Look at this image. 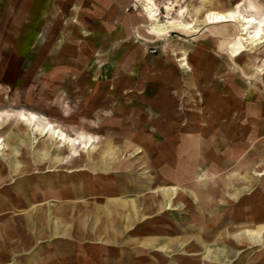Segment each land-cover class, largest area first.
<instances>
[{
	"label": "rangeland",
	"instance_id": "1",
	"mask_svg": "<svg viewBox=\"0 0 264 264\" xmlns=\"http://www.w3.org/2000/svg\"><path fill=\"white\" fill-rule=\"evenodd\" d=\"M11 1L0 0V31H4L0 32V112L10 114L7 123L0 126V138L10 146L14 144L25 164L35 163L37 170L32 166V172L37 174L31 181H37L38 175H46L43 173L49 159L44 155L34 158L32 152L43 146L40 142L48 139L37 136L34 145L26 139L23 146L19 141L9 140V128L16 120L14 110H21L10 107L14 101L21 103L23 99L32 105L35 101L38 104L35 114L64 125L73 137H78L81 132L95 137L93 147L86 150L81 147L82 150L77 151L82 153L81 157L64 149L68 159L61 161L55 169V180L65 179L66 184L56 182L53 188L59 195L55 198L61 199L62 203L80 191L75 188L72 192L70 186L81 184L83 170L89 171L88 161L102 155L107 147L105 143L109 142L108 147L112 149L118 143L124 149L133 142L138 144V138L151 136L152 143L147 144L153 150L150 161L164 173L162 177L169 182L168 185L175 184L171 176L176 174L190 178L192 175L188 172L202 177L198 181L195 178V181L182 183L183 188L190 189L193 183L198 186V182H204L205 178L210 181L202 187V210L194 213V220H190L191 215L187 212L165 211L144 223L154 222L158 227L157 235L165 241L174 235L169 227L172 230L179 228L175 220L178 217L182 224L178 236L196 234L205 241L211 239L210 229L218 227L221 231V223H224L231 228L226 251L232 255L229 261L225 258L218 264H264V241L248 244V234L244 232V239L238 241L237 233L242 227L264 225V44H250L249 36L240 32L242 23L214 25L205 21L207 13L212 10L229 12L240 5V12L249 17L252 3L264 12V0H152L160 9L158 18L161 24L193 22L196 26L190 33L175 30L172 37L166 39H158L149 33L148 13L137 5L136 0H65L62 4L59 0H20L14 7ZM23 4L30 7L18 16V9ZM167 7L171 8L169 17ZM58 70H62L61 73ZM103 74L106 78L102 77ZM112 85L117 88L113 95L110 93ZM146 92H150L151 103L140 99L139 95ZM4 93L6 97L1 96ZM156 102L164 108H158ZM173 125L177 127L172 134L178 145L171 159L167 154L154 151L170 142V133L165 134ZM202 134V158L194 155V150L190 154L182 152L183 139ZM60 146L53 145V148L60 151ZM1 150L0 173L4 169L6 177L3 181L0 177V191L4 186V190L7 189L9 184L12 190L18 179L10 182L12 175L6 166L15 165L14 154L11 155L7 146H2ZM143 156L144 153L125 152L115 163L128 166L139 162ZM242 168H246L245 172ZM149 171L148 175L156 178L155 168ZM115 172L123 175L124 171ZM96 178L86 176L83 180L93 184L97 182ZM112 178L113 175L101 176L100 184H110ZM126 182L130 183L124 178H116L117 184ZM61 185L68 186L67 191H63ZM208 191L210 197L206 196ZM236 191L240 192L237 200L230 199L226 205L224 194ZM102 193L109 196L107 191ZM13 195L10 191L9 196L12 198ZM94 195L85 193L84 197L91 201L96 198ZM131 196L135 197V194H125L124 199ZM63 207L60 208L67 210V206ZM220 210H223L222 219L210 223L207 219L210 212L215 214ZM169 213H173L174 218H170ZM1 216L2 213L0 226L6 221ZM188 243L186 241L175 253L145 249L141 259L134 255V249L122 244L113 249L108 258L110 264H124L122 257L127 260L126 264H145V260H152L151 257L157 254L159 257H153L152 264H175L173 258L177 257L186 259L181 264H190L187 258L195 252L188 251ZM207 244L217 254L223 251V246L213 240ZM56 249L65 250L62 239H44L28 255L16 254L14 261L0 264H30L33 260H40L43 264ZM95 249L86 251L87 264H106L95 258L101 257L102 253L107 256L108 252ZM67 250H71L70 246ZM199 250L197 255L204 252L201 246ZM59 257L53 256L50 260L59 259L63 263L72 256ZM21 259L23 263L15 262ZM78 259L80 257L74 258ZM196 264L201 263L196 261Z\"/></svg>",
	"mask_w": 264,
	"mask_h": 264
},
{
	"label": "crops",
	"instance_id": "2",
	"mask_svg": "<svg viewBox=\"0 0 264 264\" xmlns=\"http://www.w3.org/2000/svg\"><path fill=\"white\" fill-rule=\"evenodd\" d=\"M12 1L14 3V5L13 3L11 4L13 7L15 5H18L20 2V0L19 2L18 0H16V2L15 0ZM59 1L62 4V2L64 3L65 0H59ZM29 7L30 5L23 4V7L18 9V16L22 15L21 12L25 13V11L29 9ZM13 10L14 8L11 11L13 12ZM0 32H4V31L1 30ZM85 33H87V31H85ZM54 60L56 61L58 59H54ZM174 128L177 127L173 125L172 129ZM172 129L170 130V132H168V134L170 133L169 135L172 136V138L169 139L171 143L170 142L166 143L167 146L161 145L162 147L161 146L156 147V151H154L157 153L162 152L163 155L167 154V156H169L171 159L174 154V151L176 152L177 150L176 146L178 145L174 139V136L172 135V133L174 132V130L173 132H171ZM203 137L204 136L202 134L199 137H192L188 140L183 139L182 141L184 142L185 140L186 142H184L185 146L182 147V152L189 153L194 150L193 154L200 156V158H202L201 142ZM151 140H152L151 136L138 138L139 141L138 145L133 142L131 145H125L124 149L121 148L117 143V145L113 148L119 150V152H117L116 150L114 151L115 154H117L116 156H114L115 157L114 165L116 167L111 171L107 170L104 165H102L101 167L99 166L102 163V161L104 162V159L103 160L100 159L99 155H97L94 158L95 160H91V161L89 160L87 163L88 164L87 167L89 171L83 168L84 170L81 174V181H82L81 184H72L70 186L72 192L75 188H77L80 191L78 193H73L70 200L67 201L65 200L66 202L63 203L64 204L63 206H67V210L69 211L62 210L60 207L63 206L60 204H59L60 206H58V208L60 209L56 211V209L53 208V207H57L54 206L55 205L54 203L56 202L54 203L51 202L52 203L51 207H49V209L47 208L44 209L42 212H40L39 208L35 209L34 206L39 204V202H36V198H35L37 193L35 189L36 187L42 189L40 193L42 192L43 194H40V196L44 197L45 199L47 198L50 192L54 193V197L55 195L59 197L58 193H55L53 191V188H55L54 186L50 187L52 191L46 192L47 181L45 180H48V178L46 177V175L48 174L46 175L44 174L45 176L38 175L39 178H37V181L32 182L31 178L34 177L35 174H37V172L35 171L32 172V166H35L36 168L35 163L33 165L25 164V166H23V168L20 169V173L16 172L17 170L15 169V165L13 166L7 165L6 167L10 170V172L8 171L9 175L10 176L12 175L10 178V182L11 181L13 182L14 180H16V178L18 180L13 187L11 186L12 190H10V184H9L7 185V189L4 190L5 188L4 186L3 190L0 191V201H1L0 213H2L1 219L6 220L3 221L0 226V263L9 262L10 260L14 261L15 259L13 258L15 257L16 254L28 255V252L32 251L34 246L36 244H40L41 241L44 239L47 240L62 239L63 246H65V250L63 249L62 251H60L59 249H56L55 252L51 251L50 253L51 256L48 258V262L43 264H55V263L73 264V262H79V261H80L79 264H87L88 262L84 258V256L87 254L86 253L87 250H91V249L96 250L95 248H97L111 254L113 249H115L117 246L122 244L134 249L136 251L134 255H138L140 257L144 256L145 249L155 250L156 252H164L161 251L162 247H168L170 248V250L173 251V253H175L177 252L178 249H180L182 246L186 244V241L189 242L188 243L189 252L193 251V249H191L190 247L194 246V244H196V246H200L199 243L197 244V239H196L197 237H194L196 234L186 235L187 233H183V236L182 234L179 236L177 235L179 234V228L182 225L181 222L179 221L180 220L179 217L175 219L177 220L176 223L179 226V228L174 231L169 227V229L172 232H174V235H170L168 240L166 241L162 237H159L157 235L158 232H156V229L158 227L155 225L154 222L144 223L145 220H150L162 214L165 211L178 212V213L187 212L191 215L190 220L192 219L194 220V217L192 216L194 215V213H197L196 210L198 208L195 202L193 201L194 198L191 197L190 194L196 190L200 192V188H198V186L194 183L192 185V188L190 189L181 187L182 183H185L186 181L189 180L195 181V178H197V181L200 180L201 175L192 172L191 173L188 172V173L194 176L193 177L191 176L188 179L185 178L183 174H176L175 177L171 176V179L174 180L175 184L168 185L169 182H167L162 177L164 173L160 169H158L156 165L152 163V161H150V159L152 158L150 154L153 150H151L149 148V145L147 146V144L148 143L151 144L152 143ZM144 143L146 144V146L144 147L141 146V144ZM108 144L109 142L105 143V145H107L105 150H108L109 153L108 159H110L113 156V149L108 147L109 146ZM125 152H132L133 154L144 153V156L139 162H132L128 166L123 163L120 164L118 162L115 163L117 157L123 155V153ZM100 156L102 157V155ZM191 156L193 155L191 154ZM91 162L93 163L91 164ZM151 168H155L156 174L154 175H156V178H152L148 175L150 173L149 170ZM119 169L124 171L122 172L123 175H120L119 172H115L116 170L119 171ZM242 169H243L242 172L243 171L245 172L246 168H242ZM34 170H37V168ZM104 175L105 176L113 175L114 178L115 177L124 178L125 181H129L130 183L126 182L125 184L122 183L117 184L116 178L115 179L112 178L110 184H107L104 187L102 186V184H100V178L101 176ZM86 176L98 177L96 178L97 182L93 184L85 183V179L83 180V178H85ZM0 177L2 181L5 179L6 172L4 169H2V173H0ZM41 177H44L45 179L43 178L42 180ZM53 177L55 178V176H52V178ZM133 178L135 179V181L134 180L131 181ZM62 182L65 183V179ZM74 182L77 183L76 181ZM61 186L64 188L63 191H67L68 186H63V185ZM173 188L178 190V193L176 195H174L173 192L170 194V196L169 195L165 196L163 194L165 193L163 192V190L173 189ZM105 190L109 193L108 197L102 195L103 194L102 192H105ZM10 191L14 193L12 198L9 196ZM63 193L65 194L66 192ZM85 193L96 194L94 195V197L96 198L89 201V199H85L84 197ZM128 193L135 194V197L131 196L129 199H124L125 198L124 195ZM31 205L34 206L31 207ZM102 205L103 208H105L108 211L107 213H109L107 215V218L106 215L105 217H102L100 215V207ZM172 205L173 208L171 209L170 206ZM198 207H201V202L199 203ZM11 209H14V211ZM48 211L51 212L50 214L51 219L47 218L48 214L44 216L45 213H47ZM171 214L173 213H169L168 216H170ZM170 218H174V216L171 215ZM182 220L184 219L182 218ZM182 229L184 230V228ZM127 233H129L130 235L126 236L125 234ZM132 233L134 234V236H132L133 235ZM192 239H195L196 242L195 241L191 242ZM69 246L71 250H67ZM136 247L140 248V250H136L135 249ZM39 254L41 253H38V255ZM69 254H71L72 257L70 259H65L63 263H60L59 259H55V260L51 259V261L49 262L50 258H52L53 256H57V258L59 256L60 257L65 256V258H69L68 257ZM109 254H107L106 256L105 253H102L101 257H97L95 259L104 260L106 264H110L111 260L108 258ZM155 255L156 256L153 257H159L157 254ZM79 257L80 260L79 259L78 261L74 260V258H79ZM134 257L133 259H131L132 262L134 261ZM153 257H151L152 260H147V261L145 260L143 263L152 264L154 262ZM122 258L124 260L123 263L126 264L127 260L124 257ZM21 260H16L15 262L23 263V260L22 261ZM114 261L116 262V260ZM26 264H28V262ZM30 264H42V263L40 260H35V261L33 260V262L31 261Z\"/></svg>",
	"mask_w": 264,
	"mask_h": 264
},
{
	"label": "bare ground",
	"instance_id": "3",
	"mask_svg": "<svg viewBox=\"0 0 264 264\" xmlns=\"http://www.w3.org/2000/svg\"><path fill=\"white\" fill-rule=\"evenodd\" d=\"M16 2V0H15ZM19 2V0H18ZM137 3V5H141L144 10L148 13V19L151 22L150 26H149V33L153 36H155L158 39L161 38H168V37H172L171 34H173L172 32L177 30V31H181V32H192L194 31L195 27L193 25V22L190 23H182V22H169V26L163 25L160 23L159 20V15H160V9L158 8L157 4L152 1V0H136L135 1ZM13 1L10 3L12 4ZM18 4V3H17ZM14 5V3H13ZM227 6V5H226ZM242 5L236 7V9L234 11H229V12H217V11H210L207 13L206 17H205V21H208V24H214V25H220V24H226V23H242L243 24V28L240 32H242L245 36H249V40L250 44L253 45H258V44H264V12H262V10L260 11L259 8L252 3L250 5V10L249 12L251 13V15L249 17H245L243 16V14L240 12V8ZM170 12H171V8L167 7V17L170 16ZM64 15V14H63ZM169 19V18H168ZM170 20V19H169ZM59 21V20H58ZM233 25V24H232ZM58 30V29H56ZM55 30V33H57ZM60 31V30H58ZM201 31V30H200ZM68 33V32H67ZM194 33V32H193ZM253 35V36H252ZM77 37V36H76ZM75 37V38H76ZM240 37V36H239ZM67 39V38H66ZM60 40V39H59ZM73 40V39H71ZM78 42V41H77ZM236 42V41H235ZM4 45V44H3ZM228 46V45H227ZM2 47V46H0ZM75 47V46H74ZM10 50V49H9ZM80 50V49H79ZM231 51V50H230ZM241 51V49H240ZM178 52V51H177ZM238 53V52H237ZM236 53V55H237ZM181 54V53H180ZM239 54V53H238ZM24 59V58H23ZM40 60V59H39ZM40 62V61H39ZM43 62V61H42ZM41 62V63H42ZM184 62V61H183ZM181 63V62H179ZM41 65V64H40ZM19 66V65H18ZM186 66V65H185ZM181 67V66H180ZM32 69V67H31ZM33 70V69H32ZM60 71V70H58ZM62 71V70H61ZM60 71V72H61ZM76 72V71H75ZM30 73V72H29ZM80 75V74H79ZM115 76V74L113 75ZM72 77V76H71ZM103 78H106V76H104V74L102 75ZM173 78V77H171ZM198 78V77H197ZM59 79V78H57ZM113 79V78H112ZM115 80V79H114ZM122 82L124 81L123 79H121ZM170 81V80H169ZM120 82V83H122ZM124 83V82H123ZM83 84V83H82ZM116 84V83H115ZM125 84V83H124ZM145 84V83H144ZM110 85V84H109ZM104 86V85H103ZM113 86V85H112ZM122 87V85H121ZM130 87V86H128ZM25 89V88H24ZM129 89V88H128ZM102 90V89H101ZM177 90V89H176ZM25 91V90H24ZM117 91L116 86H113V90H111V95H113L115 92ZM150 92H146L144 93V95H139L140 99L148 101V102H152L153 99H151L150 97H148V94ZM1 96H5V93L2 94ZM165 97V95H162ZM20 97V96H19ZM167 98H169L168 95H166ZM165 97V98H166ZM43 98V97H42ZM1 99V98H0ZM113 99V97H112ZM165 100V99H164ZM173 102V100H171ZM21 103L14 101L12 103V105L10 107H13L15 109H21L19 111L14 110V115L16 117L15 122L10 126L9 128V140L14 142V141H19L21 146L26 145L28 140V143L30 144H35V138L37 136H40L41 138H47L48 141H43L41 143H39L40 145H43L41 148L35 150L32 152L34 155V158H36L39 155H44L45 157H47L49 159V163L47 164L46 168L44 169V173L43 174H48L46 175V177L48 178L47 181V191H52L50 187L54 186L55 183L53 182H61L63 183V185H65L66 183L62 182V180L58 181L57 179L55 180V178L53 179L52 176H55V169H57V166L59 165V163L61 161H65L68 159L67 155L65 154V148H67V150L69 152L74 151L73 156H79L81 157L82 153L77 152L78 150H82L81 147H83V150L86 149H90L91 147H93L94 143H95V137H91L88 135H85L86 133H78V137H73L71 136L66 130L64 125H61L60 123H56L53 120H49V119H44L39 117L37 114H35L34 111H36V107L38 104L34 101L33 105L32 103L30 104L29 102H27L26 100L24 101L23 99L20 100ZM171 102V103H172ZM178 102V101H177ZM156 105L158 106V108L163 109L164 107L162 105H160L159 103L156 102ZM6 106V105H5ZM4 106V107H5ZM9 106V105H7ZM58 106V105H57ZM31 107V109H30ZM12 116V115H11ZM201 116V115H200ZM10 117V114H8V112L6 113H1L0 112V126H2L3 124L7 123L6 118ZM205 119V118H204ZM212 119V118H211ZM218 120V119H217ZM195 122V121H194ZM20 124V125H18ZM205 124V123H204ZM213 124V123H212ZM190 125V123H189ZM210 125V124H209ZM214 125V124H213ZM185 126V125H184ZM28 127V128H26ZM192 127V126H191ZM214 126H212L213 128ZM174 130V129H172ZM29 131V132H27ZM173 132V131H172ZM28 133V134H27ZM165 135H168V133H166ZM173 135V134H172ZM206 135V134H205ZM169 138H172L171 135H168ZM201 139V138H200ZM87 140V141H84ZM115 141V140H114ZM118 141V140H117ZM166 141V140H165ZM164 141V142H165ZM185 142V140H184ZM60 146V151H56L53 148V145H58ZM136 144V143H135ZM14 145V144H13ZM13 145L10 146V144H6L5 140H2L0 138V153L2 152L1 147H5L7 146L8 148L11 149L10 152L11 155L14 154V161H15V169L17 170L16 172L20 173V169L23 168V166H25V162L20 160V155L21 153L18 151L17 148L13 147ZM138 145V144H137ZM162 147V146H161ZM116 149H113V156L108 159V150H103L102 152V157L100 156V159H104V162L102 161V163L99 165L100 167L102 165H104L106 167L107 170L111 171L112 169H115V165H114V160L117 154H115ZM22 151V150H21ZM32 151V150H31ZM117 152H119V150H116ZM169 152V151H167ZM198 153V152H197ZM6 154V153H5ZM154 155V154H153ZM152 155V156H153ZM95 158V157H94ZM3 160V159H2ZM38 160V158H37ZM95 160V159H94ZM97 161V160H96ZM3 164V163H2ZM95 164V163H94ZM152 165V164H151ZM149 166V165H148ZM150 167V166H149ZM81 168V167H80ZM43 170V169H42ZM243 170V169H242ZM33 171V170H32ZM244 172V171H243ZM32 173V172H31ZM30 174V173H29ZM33 174V173H32ZM181 174V173H180ZM244 174V173H243ZM25 175V174H23ZM194 176V175H193ZM175 177V176H174ZM202 177V176H201ZM204 177H207V175H204ZM244 177V175H243ZM57 178V177H56ZM98 178V177H97ZM100 178V177H99ZM181 179V178H180ZM64 180V179H63ZM101 180V178H100ZM204 180V179H202ZM209 179L205 178V181H199L198 182V187L200 188V192L193 191L190 196L194 198V202L197 205V210L196 212H199L202 210L201 207L199 206V203L201 202L202 204V187L207 186V183H209ZM101 182V181H100ZM102 184V183H101ZM34 185V184H33ZM104 185V184H103ZM178 185V184H176ZM7 186V185H6ZM105 187V186H104ZM225 187H227L225 185ZM178 188V187H177ZM1 189V188H0ZM36 202H39V204H37L36 206L31 205V207L34 206L35 209H40V212H42L44 209H49V207H51L52 203L51 202H57V204L62 205V201H60L59 199H55L54 197V193L50 192L47 196V198L45 199L44 197H41L40 194H43L42 192L40 193V191H42L41 188L36 187ZM56 191V190H55ZM106 191V190H105ZM205 191V190H204ZM225 191V190H224ZM163 193L165 196H170V194L173 192L174 195H176L178 193L177 189H166L163 190ZM191 192V191H190ZM5 193V192H4ZM34 194V193H33ZM25 195V194H24ZM240 195V192L236 191V192H227L224 194V200L223 202L227 205L228 203L226 201L230 200V199H234L237 200L238 196ZM206 196L210 197L211 193L208 191L206 193ZM91 198V197H90ZM104 198V197H103ZM15 199V198H14ZM158 199V198H157ZM47 200V201H46ZM44 201V202H43ZM50 201V202H48ZM67 201V200H66ZM65 201V202H66ZM1 202V201H0ZM10 203V202H9ZM127 203V202H126ZM31 204V203H30ZM60 205H57L60 206ZM10 206V205H9ZM188 206V205H187ZM209 205L207 204V207ZM171 209L173 208V205L170 206ZM64 208V207H63ZM188 208V207H187ZM60 209V208H59ZM62 209V208H61ZM26 210V209H25ZM63 210V209H62ZM61 210V211H62ZM71 210V209H70ZM112 210V208H111ZM151 210V209H150ZM69 211V210H67ZM8 212V211H7ZM108 211L103 208V205L100 207V215L102 217L107 218V215L109 213H107ZM21 213V212H20ZM48 214V219H51L50 214L51 212L48 211L47 213H45L44 216H46ZM111 214V213H110ZM173 215V214H171ZM170 215V216H171ZM113 216V215H112ZM223 216V210L221 211H217L215 214L210 212V217H208L207 219L210 221L215 223L214 221H220L217 219H222ZM110 217V216H109ZM216 218V220H214ZM191 219V218H190ZM82 220V219H81ZM128 220V219H127ZM193 220V219H192ZM259 220V219H256ZM9 222V221H8ZM25 223V222H24ZM261 223V222H260ZM85 224V223H84ZM217 224V223H216ZM222 224V230L219 231L218 227L213 228L212 230L210 229L209 231V235L211 237V240H213L217 245H221L223 246V251L220 252V254H217V252L215 250H211V247L207 244V242L209 241H205L201 236L195 235L194 237H197V243L200 244L201 248L204 250V252L202 254H196L199 250L200 246H196V244H194V246L190 247L191 249H193V251L191 252H195L192 253V255L190 257H188L187 259L190 260V264H196V261L200 262L201 264H218L219 261H221L222 259L225 258H229L232 254L231 252H227L226 251V245L229 243V236L228 233L231 231V228H227L226 225L224 223ZM228 224V222H227ZM255 224V223H254ZM29 225V224H28ZM219 225V224H217ZM5 227V225H4ZM32 227V226H31ZM84 228V227H82ZM74 229V228H73ZM155 229V228H154ZM188 228H185V231H187ZM175 231V230H174ZM32 232V231H31ZM73 232V231H72ZM136 232V231H135ZM246 232L248 234V236L250 237L249 241L250 243L248 244H256V243H260L263 242L264 239V225H260V224H256L252 227H242L241 229L238 230V236L239 239L238 241H240L241 239H244L243 233ZM134 233V232H133ZM132 233V234H133ZM137 234V233H136ZM139 235V234H138ZM154 235V234H153ZM178 235V234H177ZM188 235V234H186ZM134 236V234L132 235ZM3 237V236H2ZM27 239V238H26ZM73 239V238H72ZM77 239V238H76ZM72 243V242H71ZM16 245V244H15ZM250 246V245H249ZM14 247V246H13ZM101 247V246H100ZM9 248V247H7ZM73 249V248H72ZM6 250V249H5ZM74 250V249H73ZM4 251V250H3ZM11 251V250H8ZM111 251V250H110ZM161 251H164L165 253H173L172 250H170V248L168 247H162ZM9 253V252H8ZM16 253V252H15ZM109 254V253H108ZM112 254V253H111ZM141 254V253H140ZM70 255V254H69ZM110 255V254H109ZM105 256V255H104ZM138 256V255H137ZM202 256V257H201ZM143 257V256H142ZM174 257V256H173ZM60 258V257H59ZM178 258V257H177ZM177 258H173L175 261V264L178 263H182L184 262L186 259H177ZM186 258V257H184ZM141 259V257L139 258ZM13 260V259H12ZM155 260V259H154ZM51 261V260H50ZM49 261V262H50ZM147 261V260H146ZM229 261V259H228ZM262 261V260H261ZM56 264V263H55Z\"/></svg>",
	"mask_w": 264,
	"mask_h": 264
}]
</instances>
